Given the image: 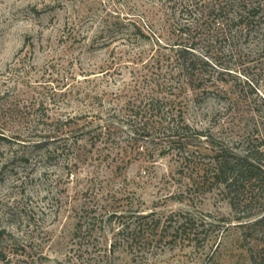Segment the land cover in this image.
I'll use <instances>...</instances> for the list:
<instances>
[{
	"label": "rangeland",
	"instance_id": "1",
	"mask_svg": "<svg viewBox=\"0 0 264 264\" xmlns=\"http://www.w3.org/2000/svg\"><path fill=\"white\" fill-rule=\"evenodd\" d=\"M179 2L0 0V264H264V199L233 210L200 177L215 143L264 140V27L226 39L208 21L214 84L192 90L159 75ZM110 212L157 227L130 248Z\"/></svg>",
	"mask_w": 264,
	"mask_h": 264
},
{
	"label": "trees",
	"instance_id": "2",
	"mask_svg": "<svg viewBox=\"0 0 264 264\" xmlns=\"http://www.w3.org/2000/svg\"><path fill=\"white\" fill-rule=\"evenodd\" d=\"M178 6L174 3L179 15L185 16L183 17L184 21L176 24L177 28L175 29L181 40H175L170 46L173 54L169 63L170 69L163 73L160 72L159 75L165 79L180 80L192 90L206 91L207 83L212 81L210 78L212 76L207 69V67H211V64L208 59H205L206 55L198 52V41L203 38L202 32L207 31L205 25L208 21L213 24L218 23V28H208V31L212 30L210 32L219 34L226 39H233L234 36L243 34L247 36L251 31H256L255 28L259 27L260 30V27H264V0H212L210 4L202 0H180ZM106 29L100 32V36L103 37L107 32ZM165 67L167 68L168 64ZM159 68L161 67L159 66ZM212 84L214 82H211ZM156 103L160 104L158 100L153 99L147 102L153 108L157 107ZM159 117L162 119L160 123H165L164 128L171 130L172 134L169 136L175 135L180 126L171 125L172 121L168 115L162 114ZM182 129L184 132H188L192 128L185 124ZM195 132L204 136L202 131ZM259 134H261L260 128L254 126V129H245L238 140L240 146L212 142L216 146L214 154L210 156L211 161L208 164L210 167L200 172L202 183L210 180L211 184L219 185L224 190L233 210L238 211L241 206L247 207L259 198L264 199V140L257 139ZM142 135L147 137L150 134L143 132ZM148 216L149 214H130L128 219L123 221L124 215L110 212L105 222L117 223L116 236L121 238L122 244L132 248L134 240L140 233L143 238L149 239L157 227L152 223L153 221L146 220ZM262 217L264 215L254 222L257 223ZM113 218H117V220L114 221ZM179 221L180 224L176 227V231L182 229L185 232L188 229L189 233H193V230H196L195 222L187 220L186 217ZM81 227V222L78 221L76 230H81ZM115 248V243H111L106 254L98 252V255L107 257ZM95 263L91 260L89 262V264ZM55 264L63 263L56 260Z\"/></svg>",
	"mask_w": 264,
	"mask_h": 264
}]
</instances>
